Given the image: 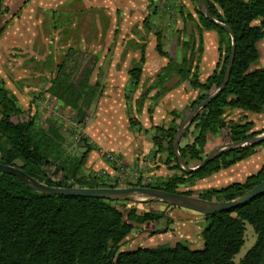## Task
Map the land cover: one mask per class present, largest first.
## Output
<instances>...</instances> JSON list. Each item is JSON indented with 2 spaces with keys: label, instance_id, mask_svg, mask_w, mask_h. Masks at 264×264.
I'll return each mask as SVG.
<instances>
[{
  "label": "trees",
  "instance_id": "obj_1",
  "mask_svg": "<svg viewBox=\"0 0 264 264\" xmlns=\"http://www.w3.org/2000/svg\"><path fill=\"white\" fill-rule=\"evenodd\" d=\"M154 1L148 0L149 5ZM204 1L210 15L232 30L235 54L227 84L195 115L182 136L190 134L192 137L178 146L188 166L191 161L194 162L193 166L197 165L206 155L204 145L209 132L219 131L224 144L264 132V129L251 131V121L240 122L224 117L226 107L264 114V68L252 67L259 57L256 42L264 39V0ZM196 12L198 58L195 63L192 64V52L190 55L183 53L179 58L170 56L162 47V36L156 31L155 50L167 57L168 62L141 93L138 98L141 102L154 89V94L148 97L152 100L173 85L188 82L191 88L198 90V95L186 106L185 110L189 112L221 85L231 50V38L217 23L208 20L201 10L197 9ZM147 21L145 19V23ZM7 23L5 21L0 25V34ZM204 30L217 32L219 60L206 79L201 80L198 63L203 49ZM140 52L139 61L128 69L127 99L140 81L144 61L143 45H140ZM95 64L96 60L93 59L84 67L78 81L70 79L73 72L64 73L61 65L47 88L48 94L75 111L78 121L85 117L86 110L101 94L99 82H90ZM173 75L178 78L173 84H168ZM171 115L172 120L168 124L155 126L152 155L165 152L166 164L175 173L165 178L153 177L154 180L146 185L124 182L126 185L148 186L191 195V190L179 191L178 186L193 185L247 158L257 146L264 144L261 141L226 150L202 167L186 171L177 164L172 148L173 137L179 127L176 120L180 115L175 111ZM130 123L137 125L132 119ZM81 139L85 141L83 137ZM64 143L65 137L58 123L49 117L45 125H41L35 114L18 105L17 97L0 79V162L18 166L50 186H120L118 181L95 177L83 171L87 154L93 147L90 143L85 142L86 149L79 155L68 153ZM51 168L53 170L49 173L48 169ZM262 179L264 164L243 182L208 187L198 196L229 200ZM134 203L130 200L44 194L28 188L17 176L0 172V264H262L264 261V192L231 210L203 215L207 225L200 232L199 248H193L186 240L178 239L173 245L161 243L123 249L124 240L135 224L162 219L167 223L171 221L165 210L151 209L138 213ZM166 206L177 207L170 204ZM245 223L253 227L256 239L243 257L235 262L233 257L244 244ZM166 230L164 227L154 232Z\"/></svg>",
  "mask_w": 264,
  "mask_h": 264
},
{
  "label": "crops",
  "instance_id": "obj_2",
  "mask_svg": "<svg viewBox=\"0 0 264 264\" xmlns=\"http://www.w3.org/2000/svg\"><path fill=\"white\" fill-rule=\"evenodd\" d=\"M26 2L22 6L23 9L19 10L20 13L13 17L0 34V37L3 36L7 29L14 26L13 33L10 36V43L3 50H19L20 46H22L24 63L21 68H25L23 71L16 74L17 70L19 71V66L12 61L9 55L7 56V62L11 64V68H7L6 71L14 74V77H18L14 78L16 82L22 78H41L54 74L58 63H55L53 73L51 69H48L44 65L38 69H34L29 64V61H41L45 64L47 59L51 61L50 49H46L47 51L42 53L45 49L41 46L53 44L56 48V46H61L64 42L72 43L78 39V44L89 46L88 51L97 58L91 73V79L93 78L94 81L90 82H99L100 89L105 95L103 101L97 100L95 103L97 104V115L94 117L96 119L89 122L86 126V137L93 146L87 154L86 166H91L94 169L107 167V163L99 153V150L103 149L118 154L127 164H138L150 173L152 177L165 178L174 173L175 170L169 169L166 164L165 152L152 155V151L155 148L152 141L155 126L168 124L172 120V111L180 115L176 120V123L180 124L188 113L185 110L186 106L198 95V90L191 88L188 82H182L173 85L155 100L148 98L154 94L155 89L149 92L148 97L142 102L138 100L141 93L155 80L156 74L168 62L167 57L159 55L155 50L156 37L152 28H154V18L158 13L149 19L150 23H152L150 25L152 28L150 30L146 29V14L144 16V12L146 13L148 10V1L128 0V3L121 1L116 3L112 0H26ZM33 2L34 6L31 5ZM67 4L74 5V8H70V11L87 9L96 13L98 9H101L105 18L103 19L99 16L94 22L79 26V29L83 31L80 38H64V28L70 26L64 25L61 22L59 23L53 14L55 13L56 15L57 11H62L63 7ZM78 6L82 8L78 9ZM139 17L141 19L138 22ZM177 19L178 24L183 27L185 25L184 17H179V14H177ZM20 24L21 29L19 27ZM207 34L212 35L213 44L215 42L217 44L215 51L211 55L206 56L205 36ZM202 44L203 49L198 69L200 79L205 80L218 62L219 43L216 31L204 30L202 32ZM140 45L144 46V61L142 63L140 81L130 98L126 99L122 93L126 92L129 86L128 69L139 61L141 53ZM35 46L38 47L35 48ZM107 46L109 47L107 48ZM111 46H115L113 50ZM24 54L26 55L24 56ZM53 58L55 59V56ZM13 60H16V58H13ZM174 77L178 78L176 75L172 76V78ZM3 81L5 86L17 98L18 94L26 96L32 88L26 83V86H21L14 82L10 86L6 80L3 79ZM252 113L250 114V112L241 110L240 108L226 107L224 117L240 122L251 121V131L264 129V114ZM100 116L105 117V119L97 123ZM130 117L137 119H135L137 122L136 126L130 123ZM116 122L122 125L123 133H115ZM217 133L220 132L207 133L204 152H209L222 144L220 134L213 136ZM191 138V135L188 134L186 137L181 138L179 144L183 145L191 140ZM193 164L194 162L191 161L189 166H193ZM262 164H264V144L257 146L255 152L247 158L214 172L197 182L206 180L209 177L213 178L214 184L222 183L221 187L233 182H243L247 176L255 173ZM210 187H214V185ZM174 208L173 216L171 217L170 215V222L172 223L169 222V226L168 223L162 227L167 228L165 232L155 233V235L170 234L174 230L170 226H175L176 222L179 221L182 224H179V227L175 228V230H179L176 236L188 239L181 232L191 226L199 229L195 222L200 218H204V216L188 209ZM184 222L188 223V225ZM154 223L156 222H151L152 226ZM149 224L148 222L142 224V228H147L145 225ZM169 238L170 236L163 239L157 238L156 240L160 241V244L168 243L171 245L170 241H168Z\"/></svg>",
  "mask_w": 264,
  "mask_h": 264
},
{
  "label": "rangeland",
  "instance_id": "obj_3",
  "mask_svg": "<svg viewBox=\"0 0 264 264\" xmlns=\"http://www.w3.org/2000/svg\"><path fill=\"white\" fill-rule=\"evenodd\" d=\"M116 3L123 2L128 3V0H112ZM148 1V0H147ZM27 2L26 0H1V6H0V25H2L5 21H8V23L13 19L15 13H20L19 10L22 8L23 5H25ZM34 6V2L31 4ZM70 8H74V5L71 6V4H67L63 7L62 11H57L56 15L55 13L53 16L56 17L57 21L64 25H69L70 27H65L64 31V38H70V37H78L80 38L83 34V31L79 29V26L82 24H87L89 22H94L95 19H98L97 17L101 16L103 19L104 13L101 9H98L95 12H92L91 10L82 9L78 11H70ZM82 8L81 6H78V9ZM23 9V8H22ZM21 9V10H22ZM147 12L144 11V16L146 14L145 19H148L146 25V29L152 28L150 25L149 19L151 17H154V14H157V16L154 18L155 23L153 24L154 28H152L153 33L157 31L160 36H162V47L166 50L167 53H170V56H174L176 58H179L181 54L186 53L190 55V53H193V62L195 63V60L198 58V52H197V46H198V38H197V12L196 10H201L199 4L196 0H155L154 3L151 2V4L147 5ZM143 14V13H142ZM177 14L184 17L185 25L181 27V25L178 24ZM143 16V15H142ZM141 17L138 18V22L140 21ZM7 23V24H8ZM149 23V24H148ZM257 23V22H254ZM75 24L74 26H72ZM178 24V26H177ZM7 26V25H6ZM21 29V24L19 25ZM14 26L10 27L6 30L3 36L0 37V79L6 80V82L11 86V84L16 82L17 76L14 77V74L9 73L6 71L7 68H11V64H8V55L12 58V61L15 62L19 66V71L17 70L16 74L23 71L25 68H21L22 64L24 63L23 59V49L22 46L19 50H8L5 51L3 49L6 48L7 44L10 43V36L13 33ZM135 30V29H134ZM217 33V32H216ZM194 34V35H193ZM228 34V33H227ZM196 36V37H195ZM228 36H230L228 34ZM156 37V36H155ZM215 38V37H214ZM219 40V37H218ZM213 37L212 35H206L205 36V55H211L215 49H216V42L213 44ZM38 46H35L37 48ZM45 49L42 53L46 52V49H50L51 53V61L47 59L46 64L42 63L41 61H34L30 62L29 64L34 68L38 69L44 65L48 69H51V72L53 73V70L55 69V63L57 64L56 69L54 71V74H49L46 77L41 78H26V79H19L16 83L19 85H25V83L28 86H31L32 88L28 91V94L25 96L24 94L19 95L18 94V105L23 108L24 110H29L31 114H35L39 123L41 125H45L46 119L51 117L53 118L59 125L60 130L62 131L64 137H65V143L64 146L67 149L68 153L73 154H80L86 149L85 142L90 143L89 140L86 137V126L89 122L96 119V112H97V100L103 101L104 95L101 90V94L95 99V102L89 107V109L86 110L85 117L78 121V117L76 116V113L73 109L70 107L65 106L60 100L56 99L52 95L48 94L47 88L51 85V82L56 74H58L59 66H63V72L71 73L70 79L78 81L80 78L83 68L88 66L90 62L94 59L97 60L94 55H91V52L89 50V46L78 44V39L74 40L72 43L70 42H64L61 46H55L53 44L41 46ZM109 46H107L108 48ZM112 50L115 46H111ZM203 47V44H202ZM256 47L259 53L258 59L253 63L254 67H263L264 68V39H260L256 42ZM96 48V47H95ZM222 48V47H221ZM101 49V48H100ZM103 50V49H101ZM222 53V49H221ZM26 54H24L25 56ZM55 56V59L53 58ZM71 56V57H69ZM13 58H16V60H13ZM219 60V55H218ZM89 61V62H87ZM176 77L172 78L171 81L168 82V84L173 83ZM90 81H94L93 78L90 79ZM26 86V85H25ZM19 93V92H18ZM122 93V92H120ZM126 92H123L122 95L125 96ZM101 96V97H100ZM126 97V96H125ZM127 99V98H126ZM153 99V98H151ZM186 109V108H185ZM250 114H253L250 112ZM134 118V119H132ZM105 119V117L100 116L98 119L99 122L101 120ZM135 120V117H130L129 120ZM137 120V119H136ZM135 120V121H136ZM136 126V125H134ZM115 133H123L122 131V125L119 122H116L115 125ZM252 129V128H251ZM220 133H217V136ZM221 136V135H220ZM84 138V142L81 138ZM91 144V143H90ZM87 160V159H86ZM87 162V161H86ZM86 162L83 166V171L86 173L93 174L96 170L100 169H94L91 166H86ZM134 165V164H133ZM139 166L138 164H135ZM52 168L48 169V172H52ZM140 172L144 173L146 176L151 177L149 178L150 181L143 184L146 185L149 182H152L153 177L150 173L145 171L141 166H139ZM178 172V171H176ZM175 173V171H174ZM141 174V173H139ZM173 174V173H172ZM142 175V174H141ZM171 175V174H170ZM143 176V175H142ZM213 178H208L206 180L195 182L193 185L190 186H184L180 185L178 186L179 191H186L191 190L192 194L194 196H198L199 193L210 187H221V184H214L212 181ZM128 181H132L129 179ZM131 183V182H129ZM133 183H141L140 181H136ZM120 186H131L126 185L124 182L120 183ZM137 212L143 213L146 210H165L166 214L171 215V217L174 214V207H168L165 203L159 201V200H148V199H141L140 201H137L134 203ZM198 214V213H197ZM164 219L157 221L152 226L151 222L147 226V228H142V225H134V228L132 229L131 233L126 237L124 240V243L122 245L123 249H134L136 247L142 246V247H149L152 245L160 244V241L156 240L157 238H167L170 236L169 240L171 245L175 243L178 239H184L186 242L190 243V245L193 248H199L201 247L200 242V231L203 227L207 225V220L205 218H200L197 220L196 226L199 227H189L185 228L181 234L188 238H181L177 237L176 235L179 232L178 229L175 230V228L179 227V224H182V222H176L175 226H170L171 228H174L173 231L169 233H166L164 235L157 234L155 235V230L162 228L165 224L167 225ZM172 223V222H170ZM168 224V226L170 225ZM186 225L188 223L184 222ZM154 234V235H153ZM244 244L240 248L239 252L234 255L233 260L235 262H238L243 255L246 253V251L253 245L256 234L253 230V227L249 223H245L244 233ZM153 239L152 241H150ZM264 264V261L263 263Z\"/></svg>",
  "mask_w": 264,
  "mask_h": 264
},
{
  "label": "water",
  "instance_id": "obj_4",
  "mask_svg": "<svg viewBox=\"0 0 264 264\" xmlns=\"http://www.w3.org/2000/svg\"><path fill=\"white\" fill-rule=\"evenodd\" d=\"M196 1L200 6L203 15L208 20L217 23L230 35L231 50L221 85L212 94H210L207 98L202 100L197 106H195L191 111H189L186 114V116L180 122L179 127L177 128V131L173 137L172 148L175 154V158L177 160V164L180 166V168L186 171H191L202 167L207 162L211 161L212 159H214L215 157H217L226 150H230L232 148L243 146L246 144H257L260 143L261 141H264V132H261L244 140L235 141L229 144H221L218 147H216L214 150L209 152L207 155H205L202 161L195 166H188L184 162L178 151L179 142L186 128L190 125V123L194 119L195 115L207 103H209L220 91H222L225 85L227 84L235 54V42H234V34L232 30L228 26L214 19L210 15L204 0H196ZM0 172H5L17 176L24 183L25 186H27L28 188L34 191L44 194L97 197L108 200H130L134 202L140 201L141 199L159 200L165 204H170L180 208L188 209L190 211L197 212L202 215H210L220 211L231 210L240 205H244L251 199L255 198L256 196L264 192V179H262L260 182H258L257 184H255L254 186H252L244 193H242L241 195L235 198L229 200H216V199H204L199 196L187 195L184 193L169 192L154 187L139 186V185L116 186V187L50 186L45 184L44 182L37 180L33 176L29 175L20 167L4 164L2 162H0Z\"/></svg>",
  "mask_w": 264,
  "mask_h": 264
},
{
  "label": "built area",
  "instance_id": "obj_5",
  "mask_svg": "<svg viewBox=\"0 0 264 264\" xmlns=\"http://www.w3.org/2000/svg\"><path fill=\"white\" fill-rule=\"evenodd\" d=\"M100 155L103 157L107 163V167L101 168L93 172L95 177H103L110 181L122 182H136L140 181L141 185L150 181L149 178L144 173L140 172L139 166L133 164H127L124 160L116 153L108 150H99ZM141 173V174H139ZM131 179L132 181H128ZM140 186V185H139Z\"/></svg>",
  "mask_w": 264,
  "mask_h": 264
},
{
  "label": "flooded vegetation",
  "instance_id": "obj_6",
  "mask_svg": "<svg viewBox=\"0 0 264 264\" xmlns=\"http://www.w3.org/2000/svg\"><path fill=\"white\" fill-rule=\"evenodd\" d=\"M220 135H221V134H220ZM205 143H206V142H205ZM222 144H224V143L222 142ZM214 149H215V148H214ZM214 149H213V150H214ZM211 151H212V150H211ZM211 151H209V152H211ZM209 152H205L206 155H207ZM204 157H205V156H204ZM220 170H221V169H220Z\"/></svg>",
  "mask_w": 264,
  "mask_h": 264
}]
</instances>
